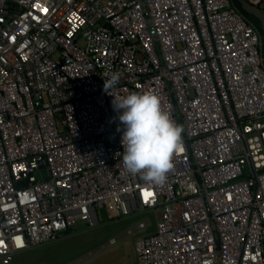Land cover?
<instances>
[{
  "label": "built area",
  "instance_id": "obj_1",
  "mask_svg": "<svg viewBox=\"0 0 264 264\" xmlns=\"http://www.w3.org/2000/svg\"><path fill=\"white\" fill-rule=\"evenodd\" d=\"M262 47L232 0H0V259L140 210L138 264H264ZM133 91L184 128L160 185L123 166Z\"/></svg>",
  "mask_w": 264,
  "mask_h": 264
},
{
  "label": "clouds",
  "instance_id": "obj_2",
  "mask_svg": "<svg viewBox=\"0 0 264 264\" xmlns=\"http://www.w3.org/2000/svg\"><path fill=\"white\" fill-rule=\"evenodd\" d=\"M119 73L105 80L110 92L119 81ZM122 132L123 166L132 175H141L152 184H163L173 167V156L181 151L184 128L164 110L159 96L151 91H133L123 98L114 96Z\"/></svg>",
  "mask_w": 264,
  "mask_h": 264
},
{
  "label": "rangeland",
  "instance_id": "obj_3",
  "mask_svg": "<svg viewBox=\"0 0 264 264\" xmlns=\"http://www.w3.org/2000/svg\"><path fill=\"white\" fill-rule=\"evenodd\" d=\"M245 171L249 176L248 167ZM44 176H47L46 171ZM156 221V214L150 211L139 210L116 221L101 214L94 227L80 222L73 233L0 259V264H135L134 240L139 234L152 231ZM140 222L149 225L110 244V239H117Z\"/></svg>",
  "mask_w": 264,
  "mask_h": 264
},
{
  "label": "crops",
  "instance_id": "obj_4",
  "mask_svg": "<svg viewBox=\"0 0 264 264\" xmlns=\"http://www.w3.org/2000/svg\"><path fill=\"white\" fill-rule=\"evenodd\" d=\"M260 7L264 10V1H263L262 5H261ZM101 214H103L104 216H105V215L107 216V214H106V210H102V211L100 212V215H101ZM128 217H129V216H128ZM128 217H127V218H128ZM122 218H126V217L120 216V217H116V218H114V219L112 220V219H109L108 216H107V219H109L110 221H116V220H119V219H122ZM141 223H146V222H140V224H141ZM140 224H139V226H140ZM155 224H156V223H155ZM155 224H154V227H153L152 231H150V232H144L142 235L139 234V236H137V237L135 238V240H134L135 264H138L137 255H136V251H135V243H136V241H137L138 239H140L141 237H143V236H147V235L153 233V232L155 231ZM146 225H149V223H146ZM139 226L137 225V226L134 227V228H129V229L127 230V233H125V234H123V235L121 234V236H119L117 239H116V238H112V239H110V244H115V243H116L119 239H121L123 236L128 235V234H133L135 231H143V230H139ZM146 227H147V226H146ZM75 230H76V227H75L73 230H70V231L64 233V234L61 235L59 238L64 237L65 235H68V234H70V233H73ZM59 238H57L56 240H58ZM54 241H55V240H54Z\"/></svg>",
  "mask_w": 264,
  "mask_h": 264
},
{
  "label": "water",
  "instance_id": "obj_5",
  "mask_svg": "<svg viewBox=\"0 0 264 264\" xmlns=\"http://www.w3.org/2000/svg\"><path fill=\"white\" fill-rule=\"evenodd\" d=\"M239 2L246 13L256 17L260 21L264 32V10L260 6L250 3L248 0H239Z\"/></svg>",
  "mask_w": 264,
  "mask_h": 264
},
{
  "label": "trees",
  "instance_id": "obj_6",
  "mask_svg": "<svg viewBox=\"0 0 264 264\" xmlns=\"http://www.w3.org/2000/svg\"><path fill=\"white\" fill-rule=\"evenodd\" d=\"M232 2H233V4L236 6V8L258 29V31L260 32V34H261V36H262V42H263V49H262V53H263V56H264V32H263V30H262V28H261V23H260V21L256 18V17H254V16H252V15H250V14H248V13H246L243 9H242V6H241V4H240V2H239V0H232Z\"/></svg>",
  "mask_w": 264,
  "mask_h": 264
},
{
  "label": "bare ground",
  "instance_id": "obj_7",
  "mask_svg": "<svg viewBox=\"0 0 264 264\" xmlns=\"http://www.w3.org/2000/svg\"><path fill=\"white\" fill-rule=\"evenodd\" d=\"M260 33V32H259ZM262 55H263V53H262Z\"/></svg>",
  "mask_w": 264,
  "mask_h": 264
}]
</instances>
